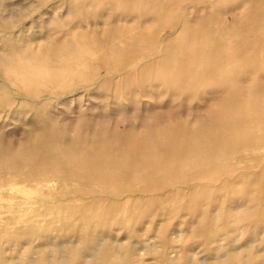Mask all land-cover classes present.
<instances>
[{"label": "rangeland", "instance_id": "1", "mask_svg": "<svg viewBox=\"0 0 264 264\" xmlns=\"http://www.w3.org/2000/svg\"><path fill=\"white\" fill-rule=\"evenodd\" d=\"M0 264H264V0H0Z\"/></svg>", "mask_w": 264, "mask_h": 264}]
</instances>
